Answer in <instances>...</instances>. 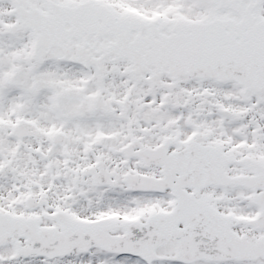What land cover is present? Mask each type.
<instances>
[{
	"label": "snow or ice",
	"instance_id": "1",
	"mask_svg": "<svg viewBox=\"0 0 264 264\" xmlns=\"http://www.w3.org/2000/svg\"><path fill=\"white\" fill-rule=\"evenodd\" d=\"M0 264H264V0H0Z\"/></svg>",
	"mask_w": 264,
	"mask_h": 264
}]
</instances>
